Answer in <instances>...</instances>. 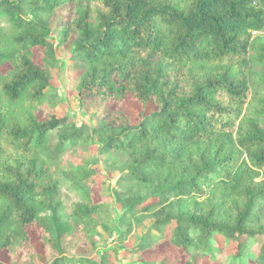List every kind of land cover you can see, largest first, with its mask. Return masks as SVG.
Masks as SVG:
<instances>
[{
    "label": "trees",
    "instance_id": "16d2710c",
    "mask_svg": "<svg viewBox=\"0 0 264 264\" xmlns=\"http://www.w3.org/2000/svg\"><path fill=\"white\" fill-rule=\"evenodd\" d=\"M3 16L0 264H203L215 233L236 258L263 237L247 259L264 264V0H0ZM64 46L89 120L61 99ZM60 172L81 200L57 199Z\"/></svg>",
    "mask_w": 264,
    "mask_h": 264
},
{
    "label": "rangeland",
    "instance_id": "374dc122",
    "mask_svg": "<svg viewBox=\"0 0 264 264\" xmlns=\"http://www.w3.org/2000/svg\"><path fill=\"white\" fill-rule=\"evenodd\" d=\"M0 25L3 27L8 28L9 22L7 20L6 16H3L0 18ZM66 47L64 46L62 50L60 51V56L65 60L66 59ZM36 55L39 56V51L36 50ZM37 56V57H38ZM10 66V62L5 63L4 69H7ZM80 72V67L78 64H74L71 61L66 59V65L65 68L61 74V79L57 81L58 87H59V93L61 96L62 101H64V105L68 107V111L75 115L77 119L82 120H89L90 119V113L93 111L92 109H89L87 113L84 114L83 109H79L78 107V100L76 96V91H74L75 86L77 85V74ZM140 104L135 102H128L126 104V108L128 113L136 118L137 113L140 109ZM155 109V106L153 104H149V107L147 108V111H151ZM47 140L49 143V146L51 147V150L53 151L56 147L58 138H57V132L56 130H52L49 132L47 136ZM72 152V146L68 145L67 150L59 155V159L63 158L65 156V159L69 157V155ZM100 167L102 168V165L100 164ZM64 169V167H62ZM116 174H109V181L104 185V189L106 190L109 185L113 184L115 181ZM60 177V191L57 196V199H62L66 204H70L73 201H78L83 198V195L77 191L71 188L69 180L64 176L62 172L59 174ZM98 194L96 193V197ZM148 223V222H147ZM142 230V227L139 229V231ZM214 237V243L213 247L211 249L210 254L207 255V259L204 260L203 264H250L247 257L251 258L253 257V254H255L259 246L263 240V237H257L254 240L247 241V246L242 250V256L236 258L235 252L237 251L236 246L232 243L226 241L222 236L215 233L213 235ZM37 250L41 251V244L36 241L34 238L33 240ZM164 251V243L159 244L157 249L150 250L144 252V255L150 259L154 257H160ZM0 258L6 261H9L8 256L5 252L1 253ZM123 262H129L132 260L131 258H125L122 259ZM180 264H183L180 263Z\"/></svg>",
    "mask_w": 264,
    "mask_h": 264
},
{
    "label": "built area",
    "instance_id": "2783aa9c",
    "mask_svg": "<svg viewBox=\"0 0 264 264\" xmlns=\"http://www.w3.org/2000/svg\"><path fill=\"white\" fill-rule=\"evenodd\" d=\"M257 32L256 30H254V33Z\"/></svg>",
    "mask_w": 264,
    "mask_h": 264
}]
</instances>
